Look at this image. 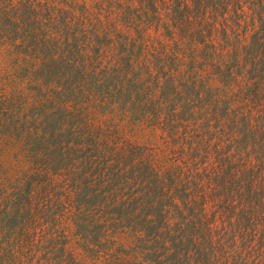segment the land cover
I'll return each mask as SVG.
<instances>
[{"label":"trees","instance_id":"obj_1","mask_svg":"<svg viewBox=\"0 0 264 264\" xmlns=\"http://www.w3.org/2000/svg\"><path fill=\"white\" fill-rule=\"evenodd\" d=\"M0 264H264V0H0Z\"/></svg>","mask_w":264,"mask_h":264}]
</instances>
